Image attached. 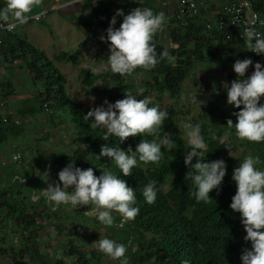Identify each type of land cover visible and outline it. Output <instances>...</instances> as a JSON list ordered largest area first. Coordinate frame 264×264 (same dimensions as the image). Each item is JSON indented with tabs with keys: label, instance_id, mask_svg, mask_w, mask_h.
<instances>
[{
	"label": "trees",
	"instance_id": "16d2710c",
	"mask_svg": "<svg viewBox=\"0 0 264 264\" xmlns=\"http://www.w3.org/2000/svg\"><path fill=\"white\" fill-rule=\"evenodd\" d=\"M86 2H84L85 8L92 11L95 16L96 30L105 33V42V30L117 9L123 11L125 15L136 7H146L152 9L154 13H163L159 8L162 1L159 0H113L111 2L96 0L95 3L88 0ZM4 3L5 0H0V7H3ZM257 10L264 16V0L257 4ZM164 18V25L154 34L152 44L158 57L164 50L168 52V57L160 59V62L151 70L142 71L138 68L132 75L122 76L112 71L98 74L86 69L83 71L82 84L94 88L95 83L103 81L108 85L107 97L104 100L114 103L124 98L126 90L135 95L136 83L140 82L148 86L152 92L154 91L156 100L152 99L151 91L144 92L137 98L148 97L151 101L149 107H152L158 106V102H161L163 96L168 93L173 96L179 95L196 64L215 69L222 67L228 79L227 82L230 84L236 78L232 71L235 60L249 59L242 41L226 40L223 31L215 25L211 26L206 23L200 15L172 16L168 13L164 15ZM116 19L115 27L118 28L122 17ZM92 37H88L73 55L60 53L53 60L49 59L44 51L15 33L5 37V61L20 62L21 69L27 72L32 79L31 93L22 101L23 106L16 111L18 117L22 120H29L47 112L52 115L54 121L69 120L81 136L74 152L55 155L49 167H45L42 161H37L38 169L48 174L49 177L53 176L55 182H58L57 173L69 163L81 170L92 168L95 176L101 175L104 169L111 170L117 176L120 175L114 164L105 157H99L101 146L105 143L112 146L118 138L110 137L108 141L100 139L103 131L89 128L91 118L89 122L83 120V116L90 108L100 106L104 100L84 108L80 107L70 98L66 89V78L54 64V61L75 63L83 47L92 41ZM252 71L253 67L250 65L246 70V75L249 76ZM0 88L2 90L0 100L4 102L16 95L17 89L10 82L1 84ZM211 94L215 93L211 92ZM220 98L223 99V104L214 106L208 117H219L222 125L216 124L214 127L200 125V133L207 144L205 162L223 160L228 152L226 144L228 133L237 138L235 130L228 127L226 122L231 119L235 125L236 118L232 113L240 109L228 105L226 96H220ZM206 99L208 102L210 98ZM8 111L7 108L8 122L0 124V149L2 145L19 139L26 129L25 126L20 127L14 124V117ZM165 133L174 142V147L171 150L162 148L159 162L147 165L138 162L129 176H119L125 181L127 187L133 189L136 198L134 206L139 208L138 215L124 224H121L119 216L113 213L114 223L111 225L124 235V245L129 248L128 253L139 256V261L134 259L131 264H185V262L186 264H241L239 257L244 249L250 248V243L243 239L246 233L240 224L239 213H234L229 208L236 186L231 180L234 167L228 161L225 162L226 175L220 185L219 194L217 195L216 190H213L209 193L212 200L210 199L207 203L203 201L197 203L189 195L194 188L190 179L185 177L187 169L183 163V154L189 150V146L178 128L164 122L157 136L128 137L123 144L118 145L117 143L116 146H119L121 150L131 147L135 151V145L140 142V139L158 142ZM239 142L244 153L259 157L260 163L256 167L264 170V141L249 142L239 139ZM40 146L39 142L38 152L41 151ZM24 156V160L31 158L30 155L25 154ZM14 174L16 172L13 170L12 176ZM152 181H155L157 196L154 203L147 204L141 193L144 186ZM21 186L16 181L11 189L17 187L20 189ZM26 186L28 187L27 184ZM44 187L46 183L43 180L42 188ZM18 196L23 197L21 192ZM41 203L43 212L40 218L43 220H52L62 209V205H59L55 212H51L54 206L47 204L44 198L41 199ZM14 206L17 207L15 204ZM62 211L63 218L59 221L60 226L64 228L67 224L65 219L70 221L72 218L70 213L63 209ZM87 211L92 212L91 205L88 208L81 206L76 212L86 216ZM104 227L110 231L109 228ZM130 239L132 241L129 247ZM133 245L137 246L136 250H132ZM31 250L35 253L32 255V264H66L67 260L72 258L75 259L76 264H90L91 260H97L96 263L101 264L98 259L99 253L91 251L90 257L87 258V253L70 240L65 243L64 259L61 260H54L50 254L41 255L37 243L31 247Z\"/></svg>",
	"mask_w": 264,
	"mask_h": 264
},
{
	"label": "clouds",
	"instance_id": "9594fccd",
	"mask_svg": "<svg viewBox=\"0 0 264 264\" xmlns=\"http://www.w3.org/2000/svg\"><path fill=\"white\" fill-rule=\"evenodd\" d=\"M38 2L39 0H5L4 6L0 7V22L11 19L9 27L13 24H26ZM73 2L75 0H68V3ZM65 6L60 5L61 8ZM117 17H122L118 28L115 27ZM164 22L163 13H154L150 8L136 7L126 15L117 9L105 30L109 69L122 76L132 75L138 68L142 71L151 70L160 59L168 57L166 50L161 51L158 57L152 44L154 34L162 29ZM245 36L247 50L264 56V37L252 27L245 29ZM99 39L105 42L104 35ZM250 65L253 71L244 78ZM232 71L236 78L230 84L222 82V87L226 92V103L240 110L232 113L236 118L235 125L229 119L227 126L235 130V135L240 140L264 141V66L260 63L253 64L248 58L237 59L232 65ZM138 95L139 92L133 95L126 90L123 99L114 103L104 100L100 106L90 108L83 116L85 122H89L91 118L89 128L103 131L100 139L108 141L110 137L118 138L112 146L107 143L102 145L99 157L107 158L119 170V174L125 177L132 173L138 162L144 165L155 164L161 159L162 148L171 150L174 147V142L167 133L158 142L140 139L135 145V151L131 147L121 150L116 146L117 143L123 144L128 137L157 136L168 118V113L159 110L158 106L149 107L151 101L148 97L138 99ZM184 128L189 146V150L183 154V163L187 169L185 177L190 179L194 188L189 195L197 203H207L211 199L210 192L216 190L217 195L219 194L226 175V164L223 160L205 162L207 144L200 133L199 124L185 123ZM220 139L222 141L223 138ZM259 163V157L246 155L231 175L236 191L231 197L229 208L234 213H239L240 224L246 233L243 239L250 243V248L244 249L239 257L241 264H264V170L256 167ZM119 176L109 169H104L101 175L95 176L92 168L81 170L69 163L57 173L58 182L46 183V187L41 189V196L50 206L66 204L77 209L91 205L92 212L87 211L86 214H93L104 226L113 225V213L124 224L138 215L139 208L134 206L136 198L133 189L127 187ZM141 195L145 203H154L157 196L155 181L146 184ZM94 245L98 252L111 260L129 264L124 244L110 238H100Z\"/></svg>",
	"mask_w": 264,
	"mask_h": 264
},
{
	"label": "rangeland",
	"instance_id": "374dc122",
	"mask_svg": "<svg viewBox=\"0 0 264 264\" xmlns=\"http://www.w3.org/2000/svg\"><path fill=\"white\" fill-rule=\"evenodd\" d=\"M196 1L201 4L198 15L202 16L209 25L217 26V17L214 18L215 16L213 17L212 14L216 9H212V5L221 3L222 0ZM84 2L86 1L78 0L68 3V0H49L48 3L44 4L42 0V2H38L33 7L29 15L35 16L36 14L48 12L46 16L41 21L32 20L18 26L15 32V34L21 36V38L27 40L36 48L44 51L47 57L52 60L60 53L73 55L80 45L85 43L88 37L93 36L92 41L83 47L75 63L54 61L55 66L66 78L65 84L70 98L83 108L104 100L107 97L108 89V85L104 84L103 81L95 83L94 88L84 86L82 84L83 71L90 69L93 73L98 74L111 71L107 65V57L109 55L107 42H101L99 39L101 35L105 36V33L96 30L95 16L92 11L85 8ZM61 4H65L66 6L61 8ZM159 8L163 12V15H167L168 13L175 15L177 12V0H163ZM4 53L5 46L0 49V78L19 85L16 95L11 97L13 99L12 102L10 98L7 100L8 112L11 113V116L20 120V127L25 126L26 128L24 134L19 139L11 141L13 144L12 151L18 150L17 153L21 155H30L31 161L35 158L42 161L45 167H49V163H51L55 155L74 152L77 149V141L81 136L69 120L65 122L61 119L54 121L52 115L47 112L29 120H22L18 117L16 111L23 106L22 100L24 99V95L31 93L32 79L28 73H25L21 69L20 62L9 63L5 61ZM244 78H247L246 73ZM227 80L222 67L215 69L196 64L185 82L182 92L174 96L168 93L163 96L161 102H158L159 110L168 113V118L164 122L178 128L186 142V136L184 135L185 123L206 125L208 127H214L216 124L221 126L222 122L219 117L209 118L208 114L214 106L223 104V99L220 96L225 97L226 92L222 87V82L228 83ZM147 91H151L148 86H144L140 82L136 83L135 95L138 92L142 95V93ZM211 92L215 94H211ZM150 94L155 101L154 91H151ZM206 98H210L208 102L210 101L211 103H208ZM39 142L41 143L40 147H42L40 152H38L39 147L37 148ZM226 144L228 152L224 156L223 161H228L236 168L239 166L240 161L249 154L243 152L239 145V139L235 138L231 133H228L226 136ZM28 151L32 153H27ZM22 161H24V158ZM13 164L18 167V163L12 160L10 166L13 167ZM77 209H72L70 212L72 218L69 221L70 224L68 222L64 228L61 227L60 229L59 221V219L63 218L62 209L57 214L58 219L57 216H54L52 220L44 222L45 227H50L48 231L49 237L44 242L46 243L45 251L51 253L53 258L57 254H62L64 246L61 243H63L64 240L62 238L66 234L70 241H73L75 245L80 246L87 253V258L90 257L91 251H95V253H99L98 259L101 264H119L118 260H111L98 252L94 242L100 238H110L124 244V235L112 226H106L110 231L107 230L96 221L93 214H86L87 217L79 215L76 212ZM55 232L60 233L55 236ZM55 237L58 239V246L53 241ZM49 238L53 239V245L49 243ZM131 241L132 239L128 242L129 247ZM131 248L132 250H136L137 246L133 245ZM126 249L129 264L134 259L139 261V256L129 254V248ZM96 261L91 260L90 264H97ZM66 264H76L75 259L67 260Z\"/></svg>",
	"mask_w": 264,
	"mask_h": 264
},
{
	"label": "crops",
	"instance_id": "0c3cea01",
	"mask_svg": "<svg viewBox=\"0 0 264 264\" xmlns=\"http://www.w3.org/2000/svg\"><path fill=\"white\" fill-rule=\"evenodd\" d=\"M228 1L229 0H222L221 3L212 5V9H216L212 12L213 17L215 16L214 18L217 17L222 5ZM39 2H42V0H39ZM48 2L49 0H43L44 4ZM30 17L32 16L30 15ZM7 82L9 81L0 78V85ZM11 84L17 89V92L19 85L17 83ZM0 93L2 94L1 88ZM29 94L30 93L25 94L23 98L26 99ZM9 98L12 102L13 99L11 97ZM12 147L13 144L9 143L2 145L0 149V264H32V255L35 253H33L31 247L36 243L39 245L41 255L50 254L53 257L51 253L45 251L46 243L44 242L46 238L49 237L48 231L50 227L46 226L48 227L46 228L44 222L48 220H43L40 218V215L43 212V204L41 203V199H43L41 196L43 180L44 183H51L54 182L55 179L53 176L49 177L48 174L38 169L37 161L40 162L38 159H35V161L33 159L32 161L34 163L32 164L30 158H25L23 165L21 164L17 167L13 164V167H11L12 156L19 154L17 153L18 150L12 151ZM24 155L22 156L25 157ZM13 170L16 174L12 176ZM16 181L22 186L20 189L17 187L12 190L11 186H13ZM20 192L23 197L18 196ZM14 204L17 205V207H15ZM61 205L62 209L67 213L72 211L69 205ZM57 209L58 206H54L51 212H55ZM65 220L67 223L69 222V220ZM59 233L60 232H55V236ZM62 239L64 241L61 244L64 246V250L62 254H57L54 260L64 259L65 243L69 240V237L64 234V238ZM48 240L49 243L53 245V239L49 238ZM53 241L57 246L59 245L57 237H55Z\"/></svg>",
	"mask_w": 264,
	"mask_h": 264
},
{
	"label": "built area",
	"instance_id": "2783aa9c",
	"mask_svg": "<svg viewBox=\"0 0 264 264\" xmlns=\"http://www.w3.org/2000/svg\"><path fill=\"white\" fill-rule=\"evenodd\" d=\"M76 1L78 0H75V2ZM89 1L92 3L96 2V0ZM105 1L111 2L113 0ZM261 1L263 0H229L227 3L222 5L221 10L217 15L216 23L218 29L224 32L226 40L238 39L242 41L248 53L249 59L252 60L253 64L260 63L264 66V56L256 55L247 50V37L245 36V29L252 27L261 37H264V16L257 10V4ZM200 5L201 4H199L196 0H177V12L175 15H198L200 12ZM47 13L48 12L39 15L36 14L35 16L30 17L28 22L32 20L41 21ZM11 23V19L8 22H0V49L4 46L5 37L8 34H14L18 26H20L13 24L9 27V24ZM6 110V102L0 100V124H6L8 122ZM13 123L17 125L21 124L20 120L17 118L13 119ZM11 159L16 161L18 165H23L24 163V161H22L23 156L20 153L13 155Z\"/></svg>",
	"mask_w": 264,
	"mask_h": 264
}]
</instances>
